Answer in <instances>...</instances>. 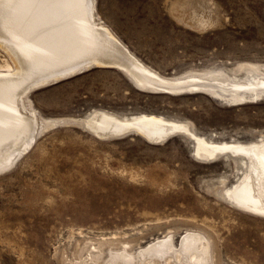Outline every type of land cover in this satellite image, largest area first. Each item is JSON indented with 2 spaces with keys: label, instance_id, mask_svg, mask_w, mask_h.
<instances>
[{
  "label": "rangeland",
  "instance_id": "1",
  "mask_svg": "<svg viewBox=\"0 0 264 264\" xmlns=\"http://www.w3.org/2000/svg\"><path fill=\"white\" fill-rule=\"evenodd\" d=\"M94 6L100 22L162 77L221 70L243 79L264 72V0H95ZM12 67L0 50V70ZM64 79L28 94L44 121L94 110L143 113L187 122L214 143L264 140V98L231 105L224 95L144 92L108 67ZM55 125L0 173V264L81 263L75 256L86 240L114 235L134 251L170 231L176 244L192 229L210 239L212 264H264V217L224 199L245 173L241 158L200 162L182 133L154 145L136 135L106 140L81 125Z\"/></svg>",
  "mask_w": 264,
  "mask_h": 264
},
{
  "label": "bare ground",
  "instance_id": "2",
  "mask_svg": "<svg viewBox=\"0 0 264 264\" xmlns=\"http://www.w3.org/2000/svg\"><path fill=\"white\" fill-rule=\"evenodd\" d=\"M94 3L95 0H0V50L13 65L11 70H0V173L9 170L35 139L56 123L81 125L99 139L136 135L154 145L182 133L192 141L193 155L200 162H210L221 155L245 162V173L225 191L224 199L237 209L264 217V140L214 143L195 135L187 122L153 114L126 117L94 110L75 120L44 121L35 112L27 98L32 90L92 67L115 68L144 92L172 96L204 93L214 98L224 95L231 105L264 98V72L243 79L230 78L221 70L160 76L100 22ZM116 237L86 240L75 256L82 258L81 263L74 264H212L211 241L200 230L186 231L176 244L174 232L170 231L134 251L131 242Z\"/></svg>",
  "mask_w": 264,
  "mask_h": 264
}]
</instances>
